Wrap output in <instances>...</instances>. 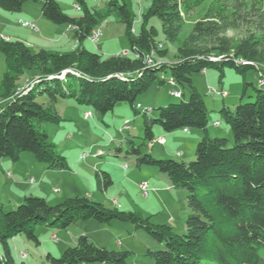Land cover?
Masks as SVG:
<instances>
[{
  "label": "trees",
  "instance_id": "obj_1",
  "mask_svg": "<svg viewBox=\"0 0 264 264\" xmlns=\"http://www.w3.org/2000/svg\"><path fill=\"white\" fill-rule=\"evenodd\" d=\"M206 1L151 0L143 14L142 29L134 34V14L128 3L124 0L119 5L112 0L126 23L130 47L137 46L141 52L136 58L103 56L82 45L102 17L87 6L86 0L75 2L84 10L80 17L66 14L58 0H0V8L9 13L20 12L27 2H41L42 14L48 20L78 27L74 33L77 46L65 52L45 48L34 52L22 40L0 37V51L6 62L0 82V160L19 161L31 152L35 160L49 168H69L66 156L51 141L47 127L42 128L43 123L59 124L63 120L54 107L58 98H74L102 114L113 110L120 101H128L134 107L139 94L153 84L166 83V72L168 80L175 79L177 85L188 86L191 92L187 99L159 107L158 117H148L150 109H145V138L155 142V124L166 132L185 128L201 131L195 159L188 163L143 153L132 138H124L126 152L136 156L137 166H156L168 174L173 186L186 188L191 213L184 233H176L166 224H155L150 217L134 211L107 207L92 196L76 195L52 205L45 197L30 194L15 208H6L0 202V246L4 248V252L0 251V264H25L17 263L11 252L9 240L16 235L25 234L38 243V224L67 228L89 219L107 224L115 219L130 222L136 230L142 229L163 243V248L147 251L153 264H204L205 260L215 264H264V89L256 88L255 100L239 103L235 110L224 103L220 113L230 125V139L211 136L208 108L192 84L195 72L214 66L223 75L226 64L241 72L256 68L260 81L264 78V0H210L203 17L178 46L175 62L165 60L166 48H158L161 41L156 39V29L145 26L151 16H158L166 38L177 41L184 15ZM230 31L244 35L234 39L228 35ZM156 48L162 61L150 66L144 58ZM29 72L37 75V80L17 93L18 80ZM246 87L245 83L243 96ZM42 93L47 94L48 105L37 101V95ZM96 184L105 191L113 184L111 174L96 171ZM200 186L207 187L201 195ZM129 253L100 246L81 234L60 257L49 253L47 258L50 264H127Z\"/></svg>",
  "mask_w": 264,
  "mask_h": 264
},
{
  "label": "rangeland",
  "instance_id": "obj_2",
  "mask_svg": "<svg viewBox=\"0 0 264 264\" xmlns=\"http://www.w3.org/2000/svg\"><path fill=\"white\" fill-rule=\"evenodd\" d=\"M111 1L86 0L87 6L92 11L96 10L102 15L99 17V24L96 27H102L103 21H107V23L102 27L103 33L98 43L87 38L82 42V45L86 49L103 56L117 55L123 48L130 47L126 23L121 20L116 6L112 5ZM117 1L119 5L124 2V0ZM58 2L62 10L70 16L80 17L84 13V10L78 11L76 9V0H58ZM126 2L134 14L133 32L139 34L144 24L143 14L147 12L151 0H126ZM28 3V5L39 4L38 2ZM209 5L210 0L184 15L179 39L174 42L166 38L162 22L158 16H151L145 22L146 28L154 27L156 29V39L161 41L158 42L159 49L166 48L168 50L165 56L166 61L175 62L177 60L178 46L189 35L196 21L203 17ZM28 14L34 16L35 13L29 10ZM9 15L11 14L0 8V37L6 36L9 39L22 40L34 52L41 48L65 52L68 48L53 49L51 45L45 43L46 39L43 37H51L49 33L43 29L39 33L34 28L23 27L20 25L22 22L19 23L17 19H10ZM29 22L34 24L37 29L42 28L40 23L36 25V21ZM228 35L237 39L244 34L230 31ZM151 57L156 58L153 55ZM157 58L156 61H162L159 53ZM5 70V57L0 51V82ZM163 77L166 83L151 85L137 96L134 107L128 101H120L113 110L104 114L95 110L92 105L78 103L74 98H58L54 107L60 111L63 120L59 124L43 123L42 128H46V125L49 126L50 139L59 152L66 156L69 170H65L59 176L48 175V178H44L42 177L43 172L38 171L32 165L34 156L31 152H27L28 156H23L17 162L7 158L10 163H18V165L16 167L4 165L6 171L11 170L14 173L12 177H8L6 173L0 171V201L5 203L7 208L8 205L15 208L23 201L25 193H30V191L37 192L35 194H44L46 198H49L47 201L52 205L57 204L55 200L60 197L61 200H64L76 195L90 196L93 194L94 200L107 207L113 208L119 202L123 210L134 211L144 217H150L155 224H166L172 226L176 233H184L186 219L191 213L187 202L188 192L186 188L173 186L168 174L161 172L156 166H137L136 156L126 152L127 146L123 139V137L132 138L143 153L150 152L156 158H171L187 163L195 159L196 146L201 137L196 138L192 133H184L182 129L166 132L161 125L155 124L153 132L156 133L157 138H159L158 134H164L165 142L155 141L151 143L145 138V114L143 111L150 109L147 116L150 118L158 117L159 107L172 102H179L183 98L187 99L191 92L188 86L171 85L168 80L169 72L163 73ZM26 78L28 79L26 80ZM37 78L36 75L29 72L20 77L18 86L25 83L31 85ZM260 82L261 84L264 83L262 80L260 81L258 69L248 67L244 72H241L228 64L224 66L223 75L214 66L192 75L193 87L203 95L208 108L211 136L232 138L230 125L221 116L220 109L224 103L235 110L239 103L254 101L256 88L264 89V84L260 85ZM245 83L247 87L243 96ZM26 85L18 87L17 93L24 91ZM173 88L182 89L184 96L172 95L171 90ZM212 89L226 91L228 96L223 97L222 94L211 93ZM36 99L45 105L50 103L45 93L38 94ZM138 103L142 105L139 109L137 108ZM214 120H219L221 124L213 125ZM125 124L132 126V128L129 131L120 130V127ZM191 129L193 131L199 130L198 128ZM168 133H171L170 136ZM179 151L181 152L180 155L178 154ZM86 152L89 155L83 157ZM93 152H96L94 156ZM17 168L23 169L24 173H19ZM98 170L108 171L111 174L113 184L105 191H101L97 187L96 171ZM35 172L40 174L37 175ZM162 175L165 178H162ZM142 182L149 183L154 189L150 190L147 197L143 195L139 187ZM206 188V186H200L198 194L201 195ZM35 234L40 240L38 243L28 239L25 234H18L9 240L17 263L23 261L25 264H50L47 258L49 253L55 257H60L67 247L76 243L81 234L88 235L96 244L111 250H128L129 247L127 246L132 242V251L129 250L130 253L126 259L127 264H153V259L147 254L148 249L163 248V243L152 238L144 230H136L132 223L117 219L108 224L89 219L78 221L67 228L38 224L35 227ZM54 235L58 238L57 240L52 238ZM117 241L124 243V245L120 247L116 244ZM0 251L4 252L3 246H0ZM262 254L264 255V250ZM80 264H101V262H83ZM204 264L215 263L212 260H205Z\"/></svg>",
  "mask_w": 264,
  "mask_h": 264
},
{
  "label": "crops",
  "instance_id": "obj_3",
  "mask_svg": "<svg viewBox=\"0 0 264 264\" xmlns=\"http://www.w3.org/2000/svg\"><path fill=\"white\" fill-rule=\"evenodd\" d=\"M39 4H35V5H28L29 3L27 2V3H25L24 4V6H23V8H22V10L20 11V12H15V13H10L11 15H9L10 16V19H12V20H15V19H17L18 20V22L20 23V20H23V21H36V25H38L39 23L41 24V26H42V28H38V29H36V28H34V30H36L37 32H41V29H43L45 32H47V33H49L50 35H51V37H48L47 38V36H43V37H45V39H46V42L45 43H47L48 45H51V47H53V49H63V47L64 48H67L66 49V51H68V50H71V49H74L76 46H77V40L74 38V33H75V30L73 29V27L72 26H70V25H66V24H62V25H59V24H55V23H53V22H51L50 20H48L43 14H42V3L41 2H38ZM29 10H32L35 14H33L34 16H32V14H28V11ZM6 13H9V12H6ZM31 15V16H30ZM47 20V21H46ZM9 21V20H8ZM49 22V23H48ZM20 25L21 26H23L22 25V23H20ZM105 24H103V26H104ZM102 26V27H103ZM23 27H29V26H23ZM32 28V27H31ZM97 28V27H96ZM47 29V30H46ZM3 37H5V38H7L6 36H3ZM9 39V38H8ZM48 40V41H47ZM123 49H126V48H123ZM48 50H50V49H48ZM54 51H58V52H63V50H54ZM36 77H37V75H36ZM28 78H26V80H27ZM27 83H25V84H20L19 85V87H24L25 85H26ZM215 121H217V120H214L213 121V125H215ZM219 121V120H218ZM221 124V123H220ZM46 127H47V130H48V132L50 131L49 130V126L48 125H46ZM183 132L184 133H192L196 138H198V137H200L201 136V131H199V130H195V131H193L192 129H190L188 132H186V131H184L183 130ZM194 132V133H193ZM209 132L211 133V130H210V126H209ZM50 133V132H49ZM214 133H217V132H214ZM155 134V136H156V133H154ZM169 134V133H168ZM171 134V133H170ZM170 134H169V136H170ZM160 136H164L165 137V135L164 134H158V137H160ZM157 137V136H156ZM123 139H124V137H123ZM99 150H101V149H99ZM101 152V151H100ZM94 153H96V152H93L92 154H94ZM97 153H99V152H97ZM179 153L181 154V152L179 151ZM24 156H28L27 154L26 155H24ZM94 156V155H93ZM34 158V157H33ZM35 160V159H34ZM32 161V165H34V167L35 168H37V170L38 171H42L43 173H42V177H44V178H48L47 176L48 175H53V176H56V175H60V174H62V173H64L65 172V170H69V168H67V169H52V168H49L46 164H44V163H40V162H38L37 160H35V161ZM14 162H17V161H14ZM4 165H8V166H13V167H16L17 165H18V163L17 164H12V163H10V161H8V159L7 158H2L1 160H0V171L1 172H3V173H6V175L8 176V177H12L13 175H14V173L11 171V170H8V171H11V175H8V171H6L5 170V167H4ZM17 169H19V168H17ZM24 173L23 172V169H19V173ZM37 175L38 174H40L39 172H35ZM161 176V175H160ZM162 178H165V177H163V175H162ZM151 187V186H150ZM152 188V187H151ZM152 190H154L153 188H152ZM35 193H37V192H33V191H30V193H25V196L26 195H30V194H33V195H40V194H35ZM25 196H24V198H25ZM40 196H42V197H45V195L44 194H41ZM60 196V195H59ZM90 196H92L93 197V194L92 195H90ZM23 198V199H24ZM46 198V197H45ZM61 198V197H60ZM60 198H58V200H55V201H57L56 203H58V201L59 202H61V201H63V200H61ZM46 199H49V198H46ZM60 199V200H59ZM12 201V200H11ZM1 203H3L2 201H0ZM118 202V201H117ZM4 204V206L6 207V205H5V203H3ZM116 205L118 206L119 205V207L120 208H122V206H121V204L118 202V203H116ZM7 208V207H6ZM8 208L9 209H11V208H14V206H9L8 205ZM40 241V240H39ZM132 243V242H131ZM128 244V246L127 247H129L128 248V250H131L132 248L131 247H133L132 245L133 244ZM10 244V243H9ZM116 244L117 245H119L120 247H122L123 245H124V243H122V242H119V241H117L116 242ZM130 245V246H129ZM10 248H11V252H12V246H11V244H10ZM148 249V248H147ZM132 251V250H131ZM12 255H13V252H12ZM14 257V256H13ZM28 257V256H27ZM101 264H107V263H101Z\"/></svg>",
  "mask_w": 264,
  "mask_h": 264
},
{
  "label": "built area",
  "instance_id": "obj_4",
  "mask_svg": "<svg viewBox=\"0 0 264 264\" xmlns=\"http://www.w3.org/2000/svg\"><path fill=\"white\" fill-rule=\"evenodd\" d=\"M77 6H80V5L77 4ZM20 22H25V24H27V26L32 27V28H36L35 25L32 24L29 21L20 20ZM106 23H107V21H103V24H106ZM77 28H73V29L76 30ZM102 33H103V29H100V31H91V33L89 35V40H91L94 43H98L99 38L102 35ZM117 55H119V56H134V57L138 58V57H140L141 52L138 51L137 46H134V47H129V48L123 49L121 52L117 53ZM152 55H153V53H151V55H150V64L149 65H157V64H159V63L156 62V58L153 59L151 57ZM153 56L156 57V55H153ZM262 81L264 82V78H262ZM169 83L171 85H173V86H177V83H176L175 79L172 80V81H169ZM28 85H26V87H28ZM210 92L211 93H216V94H222L223 97L228 96V93L226 91H219V90L212 89ZM171 94L172 95H175V96H178V97H181L182 94H183V91L180 88L179 89L173 88L171 90ZM141 107H142L141 104H138L137 105V108L138 109L141 108ZM215 124H220V122L219 121H216ZM131 128H132V126H126V124H125V125H123V126L120 127V130H122V131H129ZM184 131L188 132L189 130L185 128ZM155 141L165 142V138L163 136H161V137L157 138V140L155 139ZM99 152H100V150H99ZM178 154L180 155V153H178ZM87 155H89L88 152H86L83 155V157H86ZM125 167H127V166H125ZM11 174H12L11 171H8V175H11ZM139 187H140L141 191L143 192V195H145L146 197L149 195L150 190H152V188L150 187L149 183H147V182L140 183L139 184ZM52 238L55 239V240L58 239L55 236H52Z\"/></svg>",
  "mask_w": 264,
  "mask_h": 264
},
{
  "label": "bare ground",
  "instance_id": "obj_5",
  "mask_svg": "<svg viewBox=\"0 0 264 264\" xmlns=\"http://www.w3.org/2000/svg\"><path fill=\"white\" fill-rule=\"evenodd\" d=\"M76 6V9L79 11V10H81V7L80 6H77V4L75 5ZM22 25L23 26H27V24H25V22H22ZM73 28H77V26H72ZM100 29H102V27H99V28H95V29H93L92 31H100ZM90 35V34H89ZM88 38H89V36H88ZM159 48V47H158ZM151 53H153V55H156V59H158L157 58V48L156 49H153L150 53H148V54H146L145 55V63H147L148 65L150 64V55H151ZM159 61V60H158ZM158 61H156L157 63H160V62H158ZM151 66V65H150ZM173 79H170L169 81H172ZM263 82V81H262ZM145 196V195H144ZM146 197V196H145ZM55 236V235H54ZM56 237V236H55ZM27 255V254H26Z\"/></svg>",
  "mask_w": 264,
  "mask_h": 264
},
{
  "label": "water",
  "instance_id": "obj_6",
  "mask_svg": "<svg viewBox=\"0 0 264 264\" xmlns=\"http://www.w3.org/2000/svg\"><path fill=\"white\" fill-rule=\"evenodd\" d=\"M66 72H69V71H66Z\"/></svg>",
  "mask_w": 264,
  "mask_h": 264
}]
</instances>
